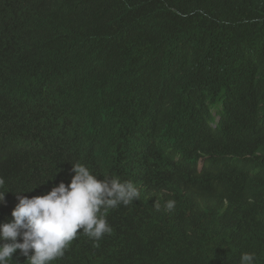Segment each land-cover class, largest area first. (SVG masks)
<instances>
[{"label":"trees","instance_id":"obj_1","mask_svg":"<svg viewBox=\"0 0 264 264\" xmlns=\"http://www.w3.org/2000/svg\"><path fill=\"white\" fill-rule=\"evenodd\" d=\"M180 1L182 8L178 0L145 1V14L179 16L182 10L184 17L179 32L147 36L142 54L129 59L120 51L114 59L117 39L102 28L85 54L66 57L78 67L74 94L80 106L73 133L64 137L75 151V163L88 161L101 179L136 184L120 169V150L138 149L134 156L143 159L141 148L157 132L185 153L211 162L208 177L179 181L177 168L168 176L174 183L164 188L141 182L139 200L107 212L112 232L98 246L89 242L88 264H177L185 253L184 216L197 210L190 227L194 232L198 222L202 238L196 264H212L222 247L246 239L254 242L256 264H264V225L250 223L258 216L264 224V0ZM23 3L0 0V99L16 111L24 110L26 97L19 85L1 83V72L10 63L15 12ZM166 45L172 48L152 54ZM58 113V101L35 104L23 126L0 108V178L3 192L11 191L0 203V222L18 203L14 193L40 196L68 180L67 150L41 137L33 125L39 120L54 132ZM95 136L103 139L94 142ZM255 162L262 169L258 178L249 175ZM246 188L256 197L250 200ZM168 200L176 201L171 211L164 207ZM210 203L218 208L215 215Z\"/></svg>","mask_w":264,"mask_h":264},{"label":"clouds","instance_id":"obj_2","mask_svg":"<svg viewBox=\"0 0 264 264\" xmlns=\"http://www.w3.org/2000/svg\"><path fill=\"white\" fill-rule=\"evenodd\" d=\"M146 0H24L15 12L16 37L3 67L1 83L19 85L27 100L22 111L6 106L0 99V108L12 113L21 125L31 113L35 104L59 102L58 127L51 131L36 121L41 137L58 142L67 150L71 161L70 176L67 181L54 186L49 192L28 198L22 193H14L18 203L0 222V264H88L89 242L94 246L112 227L107 220V212L120 205L128 206L142 197L141 182L153 188H164L174 183L168 176L174 169H180L179 181L189 177L211 175L208 157H198L182 151L178 145L163 133L148 136V144L134 156L135 148H121L120 169L136 179L120 180L117 177L95 175L86 163H75V151L64 138L73 133L75 112L80 100L74 94V78L78 67L66 57L70 54H85L98 30L110 29L116 37L113 49L114 59L120 51H125L129 59L142 54L140 46L147 36L168 31L179 32L184 17L165 16L157 12L145 14ZM180 8L183 7L180 0ZM172 48L166 45L152 54L162 55ZM212 108L217 117H221ZM217 125H215L216 127ZM103 137L95 136L92 141L100 142ZM139 161H137V160ZM134 163V164H133ZM261 164L255 162L249 175H262ZM36 188V187H35ZM33 190V189H32ZM31 190V191H32ZM3 180L0 178V203L5 200ZM251 200L254 192L246 188ZM175 200L166 201L164 207L171 211ZM214 207L215 215L217 206ZM157 211L160 206L155 202ZM201 210L188 212L184 216L185 253L177 264H196L202 252L201 233L196 222L194 232L190 231ZM251 224L263 226V221L251 218ZM253 240L246 239L238 246H224L212 264H256Z\"/></svg>","mask_w":264,"mask_h":264}]
</instances>
